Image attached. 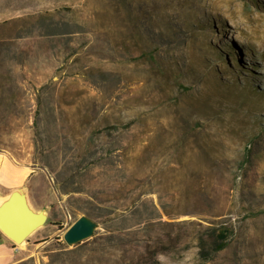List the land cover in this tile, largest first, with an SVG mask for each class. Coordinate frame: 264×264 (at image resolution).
Masks as SVG:
<instances>
[{"label":"rangeland","instance_id":"1","mask_svg":"<svg viewBox=\"0 0 264 264\" xmlns=\"http://www.w3.org/2000/svg\"><path fill=\"white\" fill-rule=\"evenodd\" d=\"M0 151L48 215L14 264H114L91 240L137 198L129 223L185 235L160 264H264V0H0Z\"/></svg>","mask_w":264,"mask_h":264},{"label":"trees","instance_id":"2","mask_svg":"<svg viewBox=\"0 0 264 264\" xmlns=\"http://www.w3.org/2000/svg\"><path fill=\"white\" fill-rule=\"evenodd\" d=\"M138 199L130 200L127 205L123 206L124 208H110L104 222L105 231L94 236L91 240L94 244L99 243L103 249L107 246L124 249V254L121 258L116 259L114 264H160L161 254L171 249H177L178 245L185 241V235L183 236L179 231L174 233L171 230L163 229L165 226L173 224L161 219L159 214L146 220L129 223V216L135 214L140 208V202L137 203ZM132 206L133 208H131ZM129 208H131L129 216L126 212L118 211V209L127 211ZM160 228L163 229L162 232L159 231ZM150 231H155V233L150 234L148 238L142 236L143 233L146 235ZM230 233L229 227L210 226L206 234H198L194 239L200 248V255L207 260L211 259L218 251L227 246Z\"/></svg>","mask_w":264,"mask_h":264},{"label":"water","instance_id":"3","mask_svg":"<svg viewBox=\"0 0 264 264\" xmlns=\"http://www.w3.org/2000/svg\"><path fill=\"white\" fill-rule=\"evenodd\" d=\"M41 211L31 207L24 189H16L0 206V230L15 243L25 242L47 221L48 215H42ZM97 227L98 222L81 215L64 232V240L69 245L83 242L94 235Z\"/></svg>","mask_w":264,"mask_h":264},{"label":"crops","instance_id":"4","mask_svg":"<svg viewBox=\"0 0 264 264\" xmlns=\"http://www.w3.org/2000/svg\"><path fill=\"white\" fill-rule=\"evenodd\" d=\"M27 167L30 166L18 163L9 153L0 151V198L10 196L14 190L23 186L32 172L30 169L22 175ZM29 238L30 236L25 242H28ZM19 245L0 230V264H14L32 255Z\"/></svg>","mask_w":264,"mask_h":264},{"label":"bare ground","instance_id":"5","mask_svg":"<svg viewBox=\"0 0 264 264\" xmlns=\"http://www.w3.org/2000/svg\"><path fill=\"white\" fill-rule=\"evenodd\" d=\"M256 19H257V18H256ZM8 197H9V195H8ZM8 197H7V198H8ZM7 198H6V199H7ZM3 202H4V201H3ZM3 202H2L1 199H0V206L3 205ZM41 214H42V212H41ZM42 215H44V214H42ZM23 242H24V241H23ZM18 243H19V242H18ZM22 246L24 247L25 245H22Z\"/></svg>","mask_w":264,"mask_h":264}]
</instances>
